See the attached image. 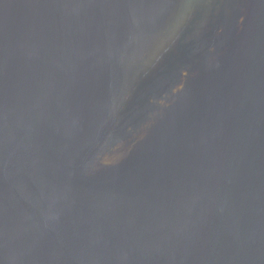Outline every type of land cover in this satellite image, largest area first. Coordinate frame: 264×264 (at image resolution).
Returning a JSON list of instances; mask_svg holds the SVG:
<instances>
[{
	"label": "water",
	"instance_id": "obj_1",
	"mask_svg": "<svg viewBox=\"0 0 264 264\" xmlns=\"http://www.w3.org/2000/svg\"><path fill=\"white\" fill-rule=\"evenodd\" d=\"M0 264H264V0H0Z\"/></svg>",
	"mask_w": 264,
	"mask_h": 264
}]
</instances>
